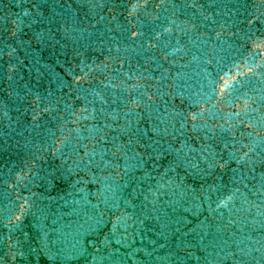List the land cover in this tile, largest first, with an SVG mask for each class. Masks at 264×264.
Listing matches in <instances>:
<instances>
[{"label": "water", "instance_id": "obj_1", "mask_svg": "<svg viewBox=\"0 0 264 264\" xmlns=\"http://www.w3.org/2000/svg\"><path fill=\"white\" fill-rule=\"evenodd\" d=\"M0 264H264V0H0Z\"/></svg>", "mask_w": 264, "mask_h": 264}]
</instances>
